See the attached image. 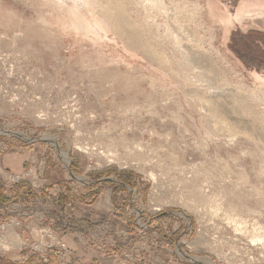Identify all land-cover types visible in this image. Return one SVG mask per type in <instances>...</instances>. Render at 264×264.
Masks as SVG:
<instances>
[{
    "label": "rangeland",
    "instance_id": "1",
    "mask_svg": "<svg viewBox=\"0 0 264 264\" xmlns=\"http://www.w3.org/2000/svg\"><path fill=\"white\" fill-rule=\"evenodd\" d=\"M263 57L264 0H0V154L36 151L141 229L163 217L170 264H264Z\"/></svg>",
    "mask_w": 264,
    "mask_h": 264
},
{
    "label": "crops",
    "instance_id": "2",
    "mask_svg": "<svg viewBox=\"0 0 264 264\" xmlns=\"http://www.w3.org/2000/svg\"><path fill=\"white\" fill-rule=\"evenodd\" d=\"M39 159V154L30 148H22L4 155L0 154V222L11 214L9 207L11 204H15L12 208L17 212L20 211L19 215L22 219V225L17 231L22 238L29 236L37 240L40 237L42 226L50 225L75 250V257L81 263L92 261V259L96 264H121V262L127 264H170L177 262L174 261L175 257L180 254L177 252V248L170 244V235L172 234L159 223L163 217L156 219L158 223L156 231H153L152 228L151 230L141 229L125 215L121 216L112 201L106 205L105 192L100 193L95 199H89L90 193L87 191L80 195L79 191L75 190L76 197L70 196L67 202L66 200L62 202L64 188L67 185H72V187L74 185L75 189L81 190L80 183L57 181L46 177L42 165L39 164ZM28 162L36 163V167H33L37 168L36 170L41 176L44 173L46 179L41 186L34 188L28 181H17L15 185H11V182L8 183L9 175L12 177L24 172ZM26 185L32 187L31 194L29 192L25 194ZM64 185L65 187H63ZM13 201L16 203H12ZM123 229L127 231L124 235L129 233L124 240L121 239ZM92 233L96 235L93 236ZM107 234L117 241L110 240L111 243L105 244L93 240L104 239ZM144 236H146V240H151L150 237L154 236H158L160 239L161 247L155 249L153 255H149L152 253V248H139V241ZM132 246L134 248H131ZM2 258H4L5 264H44L41 263L37 255L27 253V251L9 252ZM13 261H21V263H12ZM49 264H53V262Z\"/></svg>",
    "mask_w": 264,
    "mask_h": 264
},
{
    "label": "built area",
    "instance_id": "3",
    "mask_svg": "<svg viewBox=\"0 0 264 264\" xmlns=\"http://www.w3.org/2000/svg\"><path fill=\"white\" fill-rule=\"evenodd\" d=\"M26 142L31 141L28 140ZM71 174L73 175V173ZM73 178L79 179L76 176ZM15 179H17V181H28L34 188L40 187L45 181V179L37 170L24 172L23 174L15 176ZM11 219L12 220H10L8 223H0V249H2V251H9L11 250V247H17L21 249L30 248L33 251H38L45 263L49 262L51 257L57 259V264H66L70 262L69 260H71L72 256L70 245L65 240H61L56 237L49 228H44L42 230L43 238L47 236L49 240H35L32 238L21 239V235L14 231V226L19 225L20 221L18 219L14 220L15 218ZM70 264H72V262Z\"/></svg>",
    "mask_w": 264,
    "mask_h": 264
},
{
    "label": "trees",
    "instance_id": "4",
    "mask_svg": "<svg viewBox=\"0 0 264 264\" xmlns=\"http://www.w3.org/2000/svg\"><path fill=\"white\" fill-rule=\"evenodd\" d=\"M263 59H264V57H263ZM264 61V60H263ZM101 193V191L99 192V191H96L95 193H90L89 195H88V198L89 199H95L99 194ZM63 197L61 198L62 199V202L63 201H65L66 200V202H67V199L70 197V195L67 193V191L62 195ZM65 202V203H66Z\"/></svg>",
    "mask_w": 264,
    "mask_h": 264
},
{
    "label": "bare ground",
    "instance_id": "5",
    "mask_svg": "<svg viewBox=\"0 0 264 264\" xmlns=\"http://www.w3.org/2000/svg\"><path fill=\"white\" fill-rule=\"evenodd\" d=\"M77 1V0H76ZM68 159V158H67Z\"/></svg>",
    "mask_w": 264,
    "mask_h": 264
}]
</instances>
